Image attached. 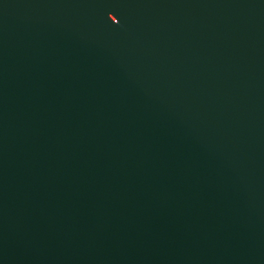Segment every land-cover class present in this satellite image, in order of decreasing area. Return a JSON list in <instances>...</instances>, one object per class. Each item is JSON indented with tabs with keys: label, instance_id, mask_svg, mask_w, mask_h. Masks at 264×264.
Segmentation results:
<instances>
[{
	"label": "water",
	"instance_id": "water-1",
	"mask_svg": "<svg viewBox=\"0 0 264 264\" xmlns=\"http://www.w3.org/2000/svg\"><path fill=\"white\" fill-rule=\"evenodd\" d=\"M0 264H264V0H0Z\"/></svg>",
	"mask_w": 264,
	"mask_h": 264
}]
</instances>
